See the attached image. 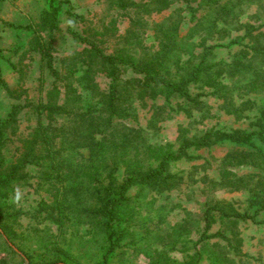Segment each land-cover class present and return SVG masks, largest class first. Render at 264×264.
I'll return each mask as SVG.
<instances>
[{
	"label": "rangeland",
	"instance_id": "rangeland-1",
	"mask_svg": "<svg viewBox=\"0 0 264 264\" xmlns=\"http://www.w3.org/2000/svg\"><path fill=\"white\" fill-rule=\"evenodd\" d=\"M47 3L0 0V69L11 91L0 86V120L14 105L22 108L2 151L7 182L0 190V264H264L263 147L189 148L190 159L170 165L177 184L133 187L119 211L118 245L106 259V234L83 211L89 203L94 208L101 185L113 179L117 186L156 168L184 139L209 130L256 129L264 55L253 57L233 42L246 35L247 25L264 24V0H56L52 37L40 27ZM257 36L264 45V26L242 41ZM88 43L104 55L148 65L176 85L199 65L212 66L214 74L190 84L197 106L150 88L125 94L119 107L133 114L119 118L103 107L110 80L87 57ZM255 71L263 78L260 88L249 86ZM141 78L119 66L118 83L126 91ZM216 86L224 89L212 95ZM243 99L250 102L235 115ZM231 101L234 109L227 107ZM47 108L65 112L49 114ZM82 113L104 118L97 134L106 137L103 148L92 157L70 144ZM214 207L247 219L221 217ZM205 233L210 237L202 239Z\"/></svg>",
	"mask_w": 264,
	"mask_h": 264
},
{
	"label": "trees",
	"instance_id": "trees-1",
	"mask_svg": "<svg viewBox=\"0 0 264 264\" xmlns=\"http://www.w3.org/2000/svg\"><path fill=\"white\" fill-rule=\"evenodd\" d=\"M48 8L45 10L40 18V27L43 30L50 31V36L52 37L53 31L57 26V18L58 13L60 11V5L56 3V0H48ZM69 9L70 6L68 7ZM230 12L226 11L225 14L228 15ZM72 16L76 17V15ZM246 35L242 37L240 40H235L233 43H236L239 46L243 47V50H247L248 54L251 56H255L257 54L264 55V45L261 44L260 38L253 37V41L250 44L244 43L242 40L245 37L250 38V34L254 31V29H261L264 24H260L257 27L254 25H247ZM73 37L82 41L81 35L76 32L70 31ZM84 42V41H83ZM90 51L86 50L89 58H91V62L96 63L100 66V70L105 74V76L110 80L109 90L106 93L104 106L108 109L111 115H116L119 118H124L126 116H131L133 113L129 112L130 107L122 109L119 107L121 101L125 100L124 95H130L131 93H136V95H140L144 93L148 89H166L171 93L176 94L179 98H183L185 101H188L190 104H194L197 106L199 103L197 102V96L191 95L189 89L190 84L193 82H198L203 74L213 75L214 71H212V66H202L199 65L196 67L191 76L186 77L181 80L180 84L176 85L171 81L154 74L148 65H137L133 62L125 61L120 57L112 56V55H104L100 50H98L91 43ZM94 52V53H93ZM47 51H42V58L46 60L47 66L52 67V57L48 54ZM206 53V52H205ZM246 53V52H245ZM2 58L0 52V60ZM239 64H243L242 61H238ZM248 65L251 68H257L254 61L249 60ZM119 66L126 67L131 69L135 74L141 75L142 78L140 80L134 79L133 83L130 85L131 89L126 91L122 87H120L119 81ZM234 70L230 69L228 73L233 74ZM218 75L220 74L217 73ZM255 71L253 79L250 81L249 86L253 88H260L263 84L258 85V80H262V76ZM203 80V79H202ZM210 85V83H207ZM0 86L4 88L7 93L11 94V91L7 88V84L5 83L2 72L0 69ZM214 86V85H213ZM217 87V86H216ZM224 88H216L211 94L218 95L222 92ZM238 89V88H237ZM223 96H226V93H221ZM225 94V95H224ZM250 102V99H243V102L238 105L235 109L232 101L227 105L231 109H234V114L237 115L238 111H241L243 105H246ZM21 107L18 105H14L11 108L6 119L0 120V190L6 186V179L4 175L3 168V160H2V151L8 144V135L9 133L16 128L19 120V116L21 114ZM45 111H48L49 114H63L65 111L63 108H47ZM257 116L255 117V122L252 123L255 126V130L253 131H244V130H233V131H222V130H209L203 135L199 136L194 140L184 139V145L181 149L175 154H167L161 158L159 165L156 168H150L148 170L139 171L138 173H134L130 177H127L126 181H124L120 185H113L114 180L110 179V181L106 184L101 185L95 194V206L92 208V204L89 203L88 206L85 205L84 213L87 215H92L97 218L99 226L102 228L107 237V253L105 255V259L109 255V252H112L118 245L119 234L120 231H117L116 227L119 224V211L120 208L128 201L127 193L133 188L137 186L149 187V188H169L174 184H177L180 179L176 178L173 174L170 173V165L174 162L181 161L183 159H190V156L187 153L189 148H194L196 150L201 149H209L217 143H227L233 144L242 147L248 148H264V105L258 107ZM78 121H75L74 126H72L73 139L70 144L73 148L82 147L88 150L90 157L94 155H98L99 152L103 148V143L105 138H99L98 133L99 129L102 126L103 117L96 118L87 113H82L80 115ZM240 117V116H238ZM80 124V125H77ZM134 130L133 128H131ZM83 130L84 134H81L80 131ZM112 137L115 135H111ZM129 135L124 137V141L128 140ZM108 141V139H107ZM68 143L70 141H67ZM260 150V149H259ZM53 160V158H52ZM56 167L57 162L53 163ZM137 172V171H136ZM215 210L221 217L231 218L233 221L239 219H247L246 216L235 214L230 215L226 213L224 209L221 207L212 208ZM208 211L205 215L206 225L205 232L210 228V215ZM2 220V217H0ZM251 220H254L251 218ZM232 222V221H231ZM264 224V222H263ZM210 237L206 235V233L202 236V239Z\"/></svg>",
	"mask_w": 264,
	"mask_h": 264
}]
</instances>
